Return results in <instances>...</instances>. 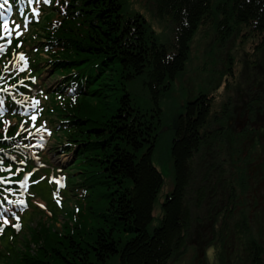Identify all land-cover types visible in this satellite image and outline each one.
<instances>
[{"label":"trees","instance_id":"1","mask_svg":"<svg viewBox=\"0 0 264 264\" xmlns=\"http://www.w3.org/2000/svg\"><path fill=\"white\" fill-rule=\"evenodd\" d=\"M148 1L153 16L175 31L172 40L161 42L143 16L125 13L127 0H61L59 10L52 7L44 16L54 12L58 22L48 26L41 17L33 26L37 40L27 36L24 42L35 55L46 52L51 78L68 84L74 71L79 89L84 86L77 105L51 108L50 123H67L54 129L52 139L64 152L73 151V168L83 173L85 183L68 181L66 192L75 196V188H88V197L104 206L101 222L81 234L91 241L65 235L51 242L55 230L48 226L23 264H102L109 258L168 264L188 245L199 261L218 243L225 252L220 264H264L262 227L257 235L252 231L256 217L264 221V0ZM202 30L212 41L203 46L204 71L218 75L211 89L222 83L229 94L216 110L211 92L199 90L171 119L173 183L150 229L164 185L152 160L161 120L132 105L127 86L141 77L157 114V97L185 69ZM249 39L252 50L236 59L234 50ZM32 58L34 73L43 72L36 67L41 57ZM80 228L77 234L87 231Z\"/></svg>","mask_w":264,"mask_h":264},{"label":"rangeland","instance_id":"2","mask_svg":"<svg viewBox=\"0 0 264 264\" xmlns=\"http://www.w3.org/2000/svg\"><path fill=\"white\" fill-rule=\"evenodd\" d=\"M127 12L129 14L139 13L143 16L148 22L150 28L156 33V35L159 36V39L162 40L161 42L172 40L175 36V31L170 28L171 26L153 16V9L148 0H127L125 13ZM48 13L49 12H47V14ZM44 16L43 21H45L44 23H47L48 26L55 24L59 19L58 14L54 12L49 19H45ZM37 32L38 29L35 30L32 28L29 35H27L28 39L37 40ZM198 34L199 35L191 44L190 55L186 62L185 69L176 77L170 89L164 91L163 95L157 97L159 109L157 114V105L153 98H151V94L148 92V89H146V85L143 84L141 77L135 78L129 82L127 86V92L131 96L132 105L138 107L142 112L152 114L154 116L153 119L155 120L160 115V118L158 119L161 120V125L158 128L159 134L156 141L157 146L154 150L152 160L154 165H156L157 170H159L164 177V185L158 195L156 203L154 204L152 212L154 218L150 225V229L157 224L158 217L160 216V203L163 201L166 192L172 188L173 183L172 162L169 154L168 129L171 119L181 110L182 105L187 100L195 96L199 90H207L211 92L214 99L212 106H214L216 110L219 107L218 101H220V98L223 97L224 99L229 94L228 91L223 89L222 83L218 89H211V85H214V80L218 79V75L215 73L210 74L209 72L204 71V67H206L207 64L204 63L205 57L203 53V46L212 45V41H210V38L203 30ZM253 42V39H249L242 47L238 46L234 50L236 59H240L242 52H250L252 50ZM30 47L31 46L28 45L25 47V50H29L32 57L39 56L42 59V62L38 63L36 67H40L41 71L44 70L43 72L37 74V76L38 82H40L41 87L46 89V93L48 95V100L46 102L47 106L45 109L46 114L43 117L44 120L48 121L51 120V118H54L51 115V108L54 105L57 107L61 105L75 106L81 99V95H77L72 98V96H62L54 93L50 94L49 91L53 88H57L60 85V82L56 81L57 78H51L50 72H47L50 66H48L43 58L47 57V55L45 54L43 57L41 54L35 55ZM20 52L24 51L18 49L16 53ZM213 60L217 67H222L217 56H215ZM7 68L8 65L6 63H0V73L6 71ZM121 92L122 91H120V93ZM106 100H108V98ZM88 102L90 105H93L91 100ZM98 113L103 115V111L100 108H98ZM12 121V119L5 117L0 118V136L3 127L9 125ZM68 150L64 152V150H62L61 147L59 148L51 138L47 149L43 154L49 166H54L55 168L61 167L63 168V171L68 173V175L64 178L66 186L68 185V181H70V183H74V185H83L85 183L81 180V175H83V173L80 172L78 174L77 171L79 169L77 170V168H73L75 166L77 167V165H72L74 157L73 151H71V149ZM68 167L71 168L67 169ZM58 176L64 177L61 173L58 174ZM44 183H42L39 187H34L33 189L38 192L39 195L45 196V199L49 202L47 206L41 205L39 202L38 210L36 209L37 211L35 210L34 212H30L28 215L26 214V217L15 221L16 223L14 222V224H11L14 221V217L8 216L4 219H0V225L3 224L1 221L7 224L4 229H2V227L0 228V230L2 229L0 231V252L2 254L0 257V264H23L22 258L24 257L25 252L26 254H29V252H33L35 250L37 240L40 242L38 236L44 237L46 232L43 229L48 226H50L52 230H55V232L53 231V234H49L51 242L62 240L65 235L75 236L74 239L76 241H79L80 239L91 241L93 239L92 237L87 236L82 238L81 234H84L85 232L88 234L90 232L88 229L91 230L93 226L95 227L101 222L102 218H100L98 212L104 204H99L98 198L91 200V198L88 197V188L83 190L80 189L79 192L81 194H77L78 196H71L69 195L70 193L68 194L66 192V190L61 193V196L54 197L52 193L49 196L47 189L49 188L50 192L51 190H55L57 183L56 181L51 184H48L47 182ZM61 184H63V182H61ZM50 201L54 204V206H50ZM66 225L67 230L64 229ZM61 226L63 229L60 228ZM80 226L82 229H87V231L82 230L81 233L77 234V231L81 229ZM258 227H262V233H264V221L259 217H256L254 227L252 228L255 235L260 233ZM261 241L264 243V240ZM218 245H220V243H218ZM218 245L213 244L207 248L205 251V258L199 259V261H196L193 257L195 249L188 245L184 254L171 259L168 264H201L202 261H204V264H220L222 255L225 252L221 251V246ZM15 257L16 259L14 261ZM102 264H117V262L114 258H109Z\"/></svg>","mask_w":264,"mask_h":264},{"label":"bare ground","instance_id":"3","mask_svg":"<svg viewBox=\"0 0 264 264\" xmlns=\"http://www.w3.org/2000/svg\"><path fill=\"white\" fill-rule=\"evenodd\" d=\"M78 196V195H77Z\"/></svg>","mask_w":264,"mask_h":264}]
</instances>
